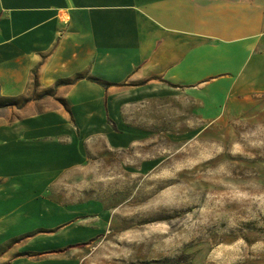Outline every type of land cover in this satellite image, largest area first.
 <instances>
[{"label":"rangeland","instance_id":"1","mask_svg":"<svg viewBox=\"0 0 264 264\" xmlns=\"http://www.w3.org/2000/svg\"><path fill=\"white\" fill-rule=\"evenodd\" d=\"M215 91L204 109L187 91H127L112 121L80 126L86 157L66 166L68 95L0 89L6 119L62 108L64 133L47 141L57 169L41 175L48 226L27 244L77 247L81 264H264V94L224 106ZM67 225L77 236L60 240Z\"/></svg>","mask_w":264,"mask_h":264},{"label":"crops","instance_id":"2","mask_svg":"<svg viewBox=\"0 0 264 264\" xmlns=\"http://www.w3.org/2000/svg\"><path fill=\"white\" fill-rule=\"evenodd\" d=\"M53 86L68 95L63 116L75 128L59 142L66 166L86 157L80 126L112 121L127 91L178 89L201 106L214 86L224 106L264 94V0H0L1 91L28 97ZM61 109L0 116V264H81L77 247L27 244L48 226L41 175L57 169L47 141L64 133ZM60 231V240L77 236Z\"/></svg>","mask_w":264,"mask_h":264},{"label":"trees","instance_id":"3","mask_svg":"<svg viewBox=\"0 0 264 264\" xmlns=\"http://www.w3.org/2000/svg\"><path fill=\"white\" fill-rule=\"evenodd\" d=\"M81 78H85V77L82 76V75H77L75 79L78 80V79H81ZM89 79L92 80V81H95V82H97V83H99V84H101V85H103L105 87H107L109 85L108 83H105V82L99 80L98 78L90 77ZM10 105H11L10 102L0 103V107H8Z\"/></svg>","mask_w":264,"mask_h":264}]
</instances>
